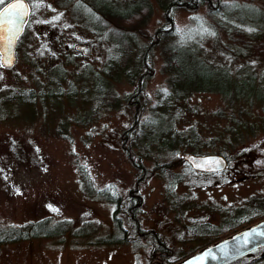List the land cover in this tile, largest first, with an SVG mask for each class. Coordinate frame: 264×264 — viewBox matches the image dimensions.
<instances>
[{
    "label": "rangeland",
    "instance_id": "rangeland-1",
    "mask_svg": "<svg viewBox=\"0 0 264 264\" xmlns=\"http://www.w3.org/2000/svg\"><path fill=\"white\" fill-rule=\"evenodd\" d=\"M26 1L29 22L16 43L14 63L0 66V239L14 226L27 230V235L0 242V264H150V242L133 233L123 207L131 187H136L142 197L138 214L141 227L160 233L179 252L195 244L184 236V225L217 223L220 213L228 209L249 207L251 214L264 209V115L258 107H252L251 113L260 129L232 146L225 131L230 125L227 102L217 93L192 94L175 129L187 136L192 126L201 139H210V145L200 147L199 153L184 147L177 151L175 158L181 160L174 167L181 173L174 188L177 200L166 197L170 183L156 171L135 186L137 171L125 157L121 141L133 115V106L125 97L134 94L139 74L133 83L125 73L112 77L117 104L107 90L99 89V81L102 77L109 80L107 75H114L127 56L134 66L137 45H132L127 55L123 53L107 33L112 23L104 22L106 19L88 3ZM151 4L149 18L127 30L140 46L164 25L162 11L153 0ZM210 19L205 7L194 12L174 11L175 41L185 44L180 56L184 66L201 57L216 65L247 61L249 66L242 73L264 68V50L259 47L232 60L223 57L220 46L210 52ZM99 20L105 24L98 30L93 25ZM219 37L226 38L221 31ZM260 40L264 44V36ZM78 44L89 46L90 53L83 54L76 48ZM149 72L143 87L149 101L142 116L150 112L157 91L167 87L161 46L153 50ZM260 77L264 74L259 71L255 82L264 88ZM15 93H20V98L16 99ZM175 113L174 109L164 114L155 111L158 124L152 135L159 138ZM80 118L85 120L80 122ZM160 139L164 140L162 136ZM221 151L228 157L224 170L188 171L186 155ZM145 152L143 161L149 170L154 159L169 156L154 145ZM81 169L87 171L91 189L120 196V211L114 214V203L86 188ZM123 238L128 241L123 242ZM255 264H264V258Z\"/></svg>",
    "mask_w": 264,
    "mask_h": 264
},
{
    "label": "trees",
    "instance_id": "trees-1",
    "mask_svg": "<svg viewBox=\"0 0 264 264\" xmlns=\"http://www.w3.org/2000/svg\"><path fill=\"white\" fill-rule=\"evenodd\" d=\"M79 1L88 3L93 7L97 14L106 19L104 22L112 23L107 33L113 42L119 44L123 53L125 52L127 55L128 51L131 50V46L137 45L139 53L136 56L138 58H132L134 66L130 65L127 56L123 64L117 65L114 75H107L110 77V82L106 78H101L99 89L107 90L109 92L108 95L114 97L112 77L119 78L125 73V75L127 74V80L133 83L135 74H139L137 76L138 85L134 94H128L125 97V100L133 106V115L130 125L122 131V151L132 167L137 171L135 186L144 183L151 173L156 171L161 177L167 178L170 186L167 188L166 197L171 198L175 202L177 200L174 190L175 183L181 177V173L174 170L177 163L181 162L180 158L179 160L175 158L177 151L180 147H184L192 148L193 152L199 153L200 147L210 145V139H201L192 126L189 127L187 136L182 131L175 129L178 116L181 114V110L185 108V102L195 93L219 94L230 108V114L227 117L230 125L226 127L225 131H228L230 136L228 142L233 146L234 142L238 143L242 141V138L247 137L248 134L254 135L260 129L257 120L253 117L255 115L251 113V109L256 106L264 115V88L255 82L259 71L264 74V68L257 67L255 70L251 68L249 72L242 73L249 66L246 65L247 61L242 62V60L237 64H232L231 61H228L226 64L216 65L201 57L199 61L192 60L191 64L187 63L184 66L180 56L185 50V44H178L173 33L174 11L180 8L194 12L200 7H205L206 15L211 18L210 29L212 31H210V35L212 36V44L210 52L220 46L219 49L220 52L223 51L221 53L223 57L231 58L232 60L238 57L242 58L245 54L248 56L254 46L261 48L259 50H264V44L260 40L264 36V0H153L162 11L164 25L168 26V28L165 29L164 25L156 28L143 46H140L137 38L131 31L127 30L137 27L149 18L152 11L151 0ZM101 21L94 23L95 29L104 28L105 23L103 24V21ZM28 22L29 20L26 23ZM113 25L116 27L122 25L123 27L115 29ZM220 31L226 37L225 40L219 37ZM157 46L162 47L164 67L168 72L167 87L164 91H157L156 102L150 106V112L146 116H142L145 105L149 101V98L143 92V87L145 78L150 74L151 55ZM128 69L129 71L126 73ZM239 74L242 75L238 76V79L236 76ZM260 79L264 80L263 77H260ZM31 93L34 94L33 92ZM20 95V93H15L14 97L18 99ZM115 99H113L114 103L117 104L118 100ZM130 99L132 101H129ZM170 109H174L177 114L175 113V116L171 117L173 119L167 126L168 129L164 130L165 132H162L159 138L158 136H153L152 129L158 124V117L154 116V112L162 110L164 114ZM251 116L254 120H252ZM78 120L83 122L85 119L80 118ZM223 135V132L220 133L219 139ZM161 136L164 139L163 141L160 139ZM153 145L157 151H166L169 156L161 161L154 159V167L149 170V167L143 161L142 153H144V149L147 152L148 147ZM221 152L228 160V157L224 154L225 152ZM81 171L83 179H86V188L98 195L105 196L106 200L112 204L114 203L116 205L114 214L120 211L122 205L120 196L113 197L109 192L91 189L87 171L84 169H81ZM188 171L194 173L197 170L189 167ZM141 202L142 197L139 195L138 189L131 187L127 194V204L126 206L123 205V207L130 220L133 233L143 236L150 242L148 252L150 264H173L196 249L264 218V209L251 214L249 207H239L220 213L217 223L197 221L184 225V236L188 235L187 237L193 240L195 244L188 250L179 252L171 247L160 233L152 229L145 230L141 227L140 219L138 218ZM117 220L116 223L120 225L119 219ZM26 232L27 230L25 231L22 227H9L4 231L0 242L19 240L27 235ZM117 240L118 238L114 241ZM122 241L128 240L123 238ZM260 259L250 264H255Z\"/></svg>",
    "mask_w": 264,
    "mask_h": 264
},
{
    "label": "water",
    "instance_id": "water-1",
    "mask_svg": "<svg viewBox=\"0 0 264 264\" xmlns=\"http://www.w3.org/2000/svg\"><path fill=\"white\" fill-rule=\"evenodd\" d=\"M17 2L18 0H10L0 10L8 4ZM18 11L23 14L21 20L16 21L14 25L5 23L2 26L3 29L11 28L12 32L4 33L0 30V34L3 35L12 36V33H15L11 49H8L6 41L0 42V52L6 66L14 63L15 46L24 31L30 13V6L26 0H24V6ZM8 19L15 20V16L5 18V20ZM76 48L85 55L91 50L89 46L83 44H78ZM184 159L192 169L203 172H219L224 170L228 164L227 158L222 154L191 153ZM262 257H264V218L196 249L173 264H250Z\"/></svg>",
    "mask_w": 264,
    "mask_h": 264
},
{
    "label": "snow or ice",
    "instance_id": "snow-or-ice-1",
    "mask_svg": "<svg viewBox=\"0 0 264 264\" xmlns=\"http://www.w3.org/2000/svg\"><path fill=\"white\" fill-rule=\"evenodd\" d=\"M6 0H0V5H5ZM24 6V0H18L17 3L8 4L7 7H4L2 10H0V30H2L4 33L12 32L11 28L3 29V24L7 23L9 25H14L16 21L21 20L23 14H21L18 9L22 8ZM38 6V5H37ZM15 16V20L8 19L5 20L6 17H12ZM55 19H59V17H56ZM15 36V33H12V36L9 35H3L0 34V42L6 41L8 49H11L12 44L14 43L13 37ZM0 66H3L2 58H0Z\"/></svg>",
    "mask_w": 264,
    "mask_h": 264
},
{
    "label": "flooded vegetation",
    "instance_id": "flooded-vegetation-1",
    "mask_svg": "<svg viewBox=\"0 0 264 264\" xmlns=\"http://www.w3.org/2000/svg\"><path fill=\"white\" fill-rule=\"evenodd\" d=\"M8 1H10V0H6V3L8 2ZM5 3V4H6ZM3 5H0V8L2 7ZM0 58H2V54H1V52H0ZM2 61H3V59H2ZM3 66H5V64H4V62H3ZM263 259V258H262ZM262 259H260L259 261H261Z\"/></svg>",
    "mask_w": 264,
    "mask_h": 264
},
{
    "label": "bare ground",
    "instance_id": "bare-ground-1",
    "mask_svg": "<svg viewBox=\"0 0 264 264\" xmlns=\"http://www.w3.org/2000/svg\"><path fill=\"white\" fill-rule=\"evenodd\" d=\"M4 6V5H3ZM24 31H25V29H24ZM81 51V50H80ZM228 165V164H227Z\"/></svg>",
    "mask_w": 264,
    "mask_h": 264
}]
</instances>
